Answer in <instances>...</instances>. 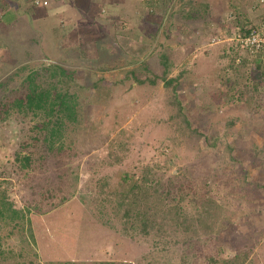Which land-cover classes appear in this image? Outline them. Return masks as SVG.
<instances>
[{
	"label": "rangeland",
	"instance_id": "obj_1",
	"mask_svg": "<svg viewBox=\"0 0 264 264\" xmlns=\"http://www.w3.org/2000/svg\"><path fill=\"white\" fill-rule=\"evenodd\" d=\"M65 1L73 13L67 20L72 29L57 46L47 24L54 21L63 31L62 11L48 9L42 20L41 8L25 5L26 14L35 17L32 28L15 14H5L12 20L8 27L0 25V37L7 35L12 49L0 58V106L20 96L21 80L29 70L41 72L40 83L58 64L68 68L71 80L62 76L55 82L54 76L51 82L59 89L68 88L78 102L75 122H66L65 134L50 149L41 141L42 134L33 145L21 146L36 134L37 118L14 108L1 111L0 205L21 212L6 209L0 216V260L205 264L208 254L231 258L235 250L252 247L249 257L264 264V116L250 104L243 109L239 102H230L238 97L235 92L217 97L216 85L208 91L202 88V78L213 76L210 69L219 64L213 50L228 53L234 46L220 22L232 29L238 21L258 25L264 20V0ZM190 7L199 10L198 20L186 24L181 17ZM211 30L221 37L211 35ZM163 52L169 56L168 77L187 71V76L179 77L177 91L182 109L163 81L153 77L163 73ZM243 52L240 59L255 60ZM238 84L244 90L251 80ZM205 101L210 105L204 106ZM229 119L228 128H221ZM191 126L202 129L203 135ZM216 129L221 133H214ZM212 133L218 135L216 147L209 145ZM17 149L31 153L29 166L19 165ZM225 167L234 173L215 175ZM123 169L136 176L148 169L163 183L176 175L174 193L181 189L184 195L180 200L177 193L175 202L194 216L197 194L204 188L211 194L217 191L220 216H227L228 223L206 234L194 219L186 231L166 221L171 229L164 236L170 240L167 244L156 243L158 237L138 228L127 229L123 207L106 186L118 189ZM242 173L250 184L243 189L235 177Z\"/></svg>",
	"mask_w": 264,
	"mask_h": 264
},
{
	"label": "trees",
	"instance_id": "obj_2",
	"mask_svg": "<svg viewBox=\"0 0 264 264\" xmlns=\"http://www.w3.org/2000/svg\"><path fill=\"white\" fill-rule=\"evenodd\" d=\"M6 2L7 0H0V8L4 7ZM195 11L199 10L197 8L190 7L185 14L183 13V16L181 17L183 18L182 20L185 21L186 24L190 20L196 22L198 20V16ZM7 13L13 14L10 10L7 11ZM13 16L14 15H12V17ZM9 22L12 23L10 17L5 18V15L4 17H0L1 26L8 27ZM239 22L240 21L237 23ZM226 23L220 22L219 27L224 26L227 28L226 35L233 41L234 46L229 48L230 51L228 53L226 52L227 54L224 53L223 49H216V51H221V53L218 54L215 49L213 50L215 52L213 55L216 54L219 64L217 61L218 65L210 69L213 76L209 78H207V76L202 78V82L204 84L202 88L208 91L210 90L209 88L212 84L216 85L217 90L215 94H217V97L222 94H225L224 97H226L232 92H235L238 97L231 98L230 102H239L243 109L250 104L253 109H256L262 116H264V59H261L264 51H250L243 46L241 41L242 37L246 36V34L250 32V29L257 28L260 24L257 25L250 23L247 25L246 22H241V26L239 28L232 29L233 27L231 28V26H225L224 24ZM165 32L166 33L164 35H168V26H165ZM211 35L221 37V35L215 30H211ZM11 51L12 49L7 35L4 37L1 36L0 58L3 55L10 54ZM240 52L254 56L253 58L255 60L253 61L256 62L253 63V61H249L248 63H250V66H248L245 59H240ZM24 53L29 55L30 51H25ZM209 56L211 58L215 57L212 55ZM19 59H21V57L18 58V60ZM225 59L227 60L225 61ZM160 60L164 67L163 73L159 76L153 77H158L163 81L164 87L171 91L178 108L182 109L179 100L180 96L177 91L180 88L181 82L179 77L181 75L187 76V71L182 69L177 75L168 77L167 73L170 68L168 67L170 64L168 54L164 52L161 53ZM1 65L2 64L0 62V67ZM57 66L58 69H55L53 73L50 72L48 74L49 79L47 78L46 80H41L40 83L38 82L37 77L38 74L41 75V72L38 69L29 70L21 80V85L24 88V91L20 94V96L13 98L9 104L3 103L0 106V114L3 110L5 113H8L11 108H14L17 112H21L24 115H31V118H37L38 122L33 125L36 130V134L31 136V141L21 144L22 147L33 145L39 139L38 134H42L43 137L41 141L50 149L54 146L55 141L60 139L65 134V130H67L66 122H75L78 102L74 93H71L68 88L59 89L55 86V83H52L50 80L54 76L57 77H54L56 79L55 82H58L62 76L71 80L72 73L67 72L68 68H63L62 65L58 64ZM43 68L45 69L47 67L43 66ZM188 74L191 75L192 73L188 72ZM242 78L244 80H246V78L251 80L250 87L246 86L244 90H240L238 87V81L243 80ZM222 86H224L226 90H223L221 88ZM208 99L213 98H209L208 96ZM203 105L209 106L210 102L205 101ZM211 110L214 111L213 108H210L209 111ZM184 121L189 127V121L186 119H184ZM231 123V119H229V121L226 120L222 124L221 128L227 129L228 125ZM191 127L192 131L198 134V136L203 135L201 132L202 129H198L196 126ZM214 133H221V131L217 132L216 129ZM217 136V134L212 133L209 138V141L211 140L209 145L212 147H216L217 145ZM61 145L62 142L57 147L58 150H60ZM14 154L15 159L19 160L20 166L27 167L30 165V161H32L31 153L21 154L17 149L14 151ZM123 170L124 171H121V176L118 177V189H109L108 184L106 186L109 190L108 193L114 194L117 197V205L123 207L122 216L125 218L123 223L124 226L127 229H131L133 232H136V228H138L143 234H153V236L158 237V239L156 238V243L167 244L170 240L166 239L164 236H168L171 229L166 221H170L174 229H178V227H180L183 231H186L191 229V225L189 224L191 223V220L194 219L197 220L196 224L200 225V227L203 228V232L206 234H210L215 231V228H220L221 230V227L229 221L227 216H223V218L220 216V207L217 202L220 196L217 191L211 194L208 192L210 191L209 189L203 187L204 189H202L196 197L197 209L195 212L196 215L194 216L191 215L187 209L175 202L177 193L180 195L178 196L180 200H183L182 197L184 195L181 189L178 190L176 194L174 193L173 185L175 183L173 180L176 178V175L171 174L168 176L165 183H163L161 182V178L159 176H156L148 169L142 171L139 176H136L125 169ZM215 172H220L219 177L227 176L230 172L234 173V171L230 169L226 170V167L223 171L220 169V171H214V173ZM215 175L217 174L215 173ZM235 177H238L240 188L243 189L250 186L249 182L245 181L244 173L239 176L235 175ZM249 194L252 195L253 192H250ZM6 209L11 210L16 215L21 212V210L12 209V206L10 205L5 207V204H3L0 205V216L6 214V211H8ZM22 216L24 215L21 213V217ZM172 242L176 243V240H172ZM249 249L252 250V247ZM251 250L237 249L231 258H226L224 256L219 258L216 255L208 254L205 256V264H257L252 257H249ZM0 264L8 263H3L0 260Z\"/></svg>",
	"mask_w": 264,
	"mask_h": 264
},
{
	"label": "crops",
	"instance_id": "obj_3",
	"mask_svg": "<svg viewBox=\"0 0 264 264\" xmlns=\"http://www.w3.org/2000/svg\"><path fill=\"white\" fill-rule=\"evenodd\" d=\"M25 5H29L31 7L35 6L32 4L31 0H7L6 5L2 8H0V17H4L5 14H8L7 11L10 10L11 13L15 14L17 18V16L20 18L21 21L24 22V25H26L28 28H32L30 27V25L35 24V17L29 16L30 14H26V12L24 11V6ZM11 6H14V10L11 11ZM5 8V9H3ZM41 8V15H39L38 18L44 20L45 17L48 16V9H51L50 11H52L53 13H58L60 11H62V14L59 17V22L60 24L63 26V31H60L59 29L56 28V26H54V21L51 22H46L48 23L47 25H50L48 29L49 33H51L52 36L50 37H55L54 38V42L56 43V46L61 44L62 39L64 37V33H66L68 31V29H72V25L69 24V22L71 21V19L73 18V13L71 11V9L68 7V5L66 4L65 0H50V4H48L47 7H39ZM45 14H44V10ZM35 14V13H32ZM29 22H26L28 21ZM69 22H68V21ZM12 21V20H11ZM66 35H69V33H66ZM47 38V37H46ZM67 41H69V39H64L63 42L67 43Z\"/></svg>",
	"mask_w": 264,
	"mask_h": 264
},
{
	"label": "built area",
	"instance_id": "obj_4",
	"mask_svg": "<svg viewBox=\"0 0 264 264\" xmlns=\"http://www.w3.org/2000/svg\"><path fill=\"white\" fill-rule=\"evenodd\" d=\"M36 3H39V0H35ZM45 4L46 0H42ZM249 27V26H247ZM242 44L245 48L250 51H264V22H261L259 27L250 29V32L241 39Z\"/></svg>",
	"mask_w": 264,
	"mask_h": 264
},
{
	"label": "clouds",
	"instance_id": "obj_5",
	"mask_svg": "<svg viewBox=\"0 0 264 264\" xmlns=\"http://www.w3.org/2000/svg\"><path fill=\"white\" fill-rule=\"evenodd\" d=\"M31 1H32V4H33L35 7H47L48 4H50V0H46L47 3H45V4L42 2V0H39V1H40L39 3H36L35 0H31ZM51 2H52V0H51ZM262 22H263V21H262ZM259 24H261V23H259ZM247 25H249V24H247ZM240 26H241V22L237 23V25L235 26V28L237 29V28H239Z\"/></svg>",
	"mask_w": 264,
	"mask_h": 264
},
{
	"label": "bare ground",
	"instance_id": "obj_6",
	"mask_svg": "<svg viewBox=\"0 0 264 264\" xmlns=\"http://www.w3.org/2000/svg\"><path fill=\"white\" fill-rule=\"evenodd\" d=\"M264 21V20H263Z\"/></svg>",
	"mask_w": 264,
	"mask_h": 264
}]
</instances>
